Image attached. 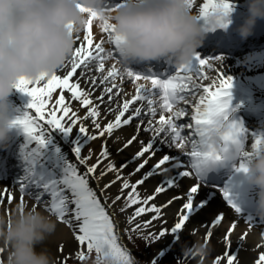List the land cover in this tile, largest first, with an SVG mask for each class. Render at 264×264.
<instances>
[{
  "label": "snow or ice",
  "instance_id": "1",
  "mask_svg": "<svg viewBox=\"0 0 264 264\" xmlns=\"http://www.w3.org/2000/svg\"><path fill=\"white\" fill-rule=\"evenodd\" d=\"M111 3L116 5L118 0H111ZM188 3L193 10L194 0H188ZM80 7L82 10L88 11V9H84L83 5H80ZM232 8V0H206V2L200 5L199 15L205 21V28L227 27L229 23L228 14L232 11ZM94 16L95 13L89 17L88 23L83 28V33L81 34L80 31L77 34L76 46L72 57L62 67L64 69L62 73L57 74L55 72L50 76L46 75L35 81L22 77L16 84L17 89L31 96L28 108L35 109V112L39 114L36 118H32L26 110L23 115L17 116L14 121L15 124L23 128L29 137V143L23 148L24 158L28 161V167L25 175L19 178L18 183L21 193L31 186L42 189L35 193V200L38 203H44L48 212L54 214L60 221L70 225L73 231L76 232L78 240L81 243L87 242V249L89 251L94 247L97 251L103 248L112 252L118 258L119 264H134L128 250L121 247L117 242L118 234L116 229L119 227L118 221L114 215L106 210L105 204L101 202L102 197L97 195V191L89 186L88 177L90 174L97 173V165H101L102 161L104 162L98 175H96L97 182L107 173H114V179L105 183L103 189L109 188L110 185L117 181L121 183V195L124 189L131 188L127 192L124 207H127L128 204H136L138 200H142L143 204H147L152 200V196L164 192L166 187L177 185L178 178L191 176L193 173L188 171L185 162L178 156L164 154L140 179L132 182L128 177L139 172L148 163V156L154 155L159 150L157 140L160 143L168 144L169 146L174 145L177 148L185 150L190 145L191 150L185 151V154L190 158L191 167L195 170L197 183L192 184L186 192V202L182 205V209H186L187 211L177 213L179 218L170 228L161 227L158 231H150L146 234L141 232V226L145 229L148 228L150 221L141 220L137 224L133 216L127 217L128 221L135 226V230L140 232L141 235H145L146 238L156 241L170 232L175 234L174 240L178 241L179 231L184 228L185 222L189 220V214L196 212L198 209H203L209 203L205 197L201 198L195 206L193 204L194 198L200 190V181L206 182L204 179L205 170L214 162L226 161L235 157V161L232 164L235 172L246 173L247 161L253 155L264 150V134L255 136L251 144V151L245 149V144L243 143L245 129L240 122L230 117V112L232 111L230 107L232 77L226 75L221 69H217L218 75L212 79V85H219V87L212 90L211 86L201 84L200 81L206 75L204 66L209 68H215L216 66L215 64H209L210 57L203 56L200 52L195 54L191 63L175 67L172 74L155 72L141 73L133 71L130 67L127 68L126 71L129 77L137 81L140 77H143L145 81L151 82V87L137 83L136 94L131 97V100L124 99L122 105L115 110L114 119H109L102 126L96 119L102 115L99 111V106L90 102L86 92L81 96V92L83 91L82 81L88 77V72L84 71V69H87L90 63H96L100 70L105 68L103 63L105 58L103 38L98 37L94 41L92 35L91 25ZM102 28L107 33L109 40L115 45L113 49L108 50V53L111 52L114 54L120 37L112 34V27L107 22H105ZM211 59L222 61L223 57L221 55H215ZM107 72L108 77L103 80L105 84L108 78L115 80L117 76L121 75L115 63ZM41 81H46V83L37 86ZM89 82L93 84V87L97 83H100L96 77H91ZM30 84L32 86H29ZM119 87V84L115 85V88ZM55 88H59V94L55 97L54 103L60 107L46 112L45 105L48 104L50 95ZM202 89L203 91H201ZM65 90L71 94L68 98L69 104L72 98H79L83 105H88L84 115L91 119L94 128L97 130L96 132L90 133L89 125L85 124L82 118L77 115V112L73 111L69 107V104L65 103ZM114 90V88H105L100 93L101 97L107 96L109 101L106 109L107 112L113 111L111 101ZM198 94L199 97L196 102L186 99L187 97L195 98ZM138 98L141 101L147 100V105L134 107V110L129 113L130 104ZM179 101L192 104L194 111L191 113V119L195 121L194 124L177 123L173 119V117L179 118L185 116L188 111L178 106ZM174 104L177 105L176 108H173ZM145 110L151 117L146 121L142 118V111ZM164 110H168L172 114L166 117L163 114ZM58 111L62 115H57ZM158 111L160 114L157 118L156 114ZM125 113L129 114L125 117ZM43 118H46L47 126L39 122ZM133 118L139 121L136 124L135 133L122 144L121 148L117 149V151H122L123 148L133 144L134 141L139 142L140 148L132 157V160L139 158V162L135 165L132 173H125L123 171L128 166L129 161L125 160L118 166L111 158V153L107 146L102 147L95 163L90 164L88 161L92 155L91 150H89L88 155H82L83 145L80 142L75 144L72 152L80 164L86 165L83 174L80 173L77 165L69 160L64 163L62 175L59 176H53L36 167L41 163L44 150L52 139L53 130L70 134L73 131V127L79 123V133L83 134L87 139H92L95 136H103L105 131L110 134L113 128H118L120 125H128L130 121H133ZM214 124H222L225 128L223 132V150L220 152L203 151L201 144L210 126ZM184 128L190 129L187 135H183L181 132V129ZM141 130L149 131L152 134L151 138L147 141L139 139V132ZM33 142H35V146H32ZM146 153L148 154L147 156L145 155ZM166 161H174L175 163L172 167H182L183 170L176 172L174 176H168L167 170L160 168V165H164ZM158 169L159 171L165 172L166 178L155 188L151 195L141 197L137 191V185L142 184L147 177L156 173ZM122 177L123 179H121ZM215 187L219 188L224 200H226L232 209L237 213H242L239 203H237L230 192L229 185L220 186L217 184ZM65 189H69L70 192L65 191ZM45 193L50 194V202L42 201ZM179 195L181 194L173 196L166 204L158 206L156 203H152L150 207L155 210V216L151 219L155 220L157 217H162L164 215L162 208L166 207L167 204H171L172 200L178 199ZM8 198L11 199V196ZM103 199H108L107 195ZM119 199L120 195H117L115 200ZM70 205H74V207H70ZM148 210L143 206L137 207L135 209V216H139L140 213ZM120 211L122 212L123 208ZM224 216L225 213L223 211H220L219 214H215L214 211V218L211 220V224L217 225ZM246 219L250 222L249 227L252 226V223L256 222L251 214H247ZM232 223L235 224V221ZM231 231L232 228L227 229V232ZM261 235H264V232ZM0 252H3L2 248H0ZM165 254L164 248H161L158 256L163 257ZM181 255L187 257L183 251ZM234 255L227 257L228 264H232ZM80 258H85L83 252L80 253ZM216 260L217 264H219L220 257L218 256ZM151 264H157L156 257L152 258ZM256 264H264V251L260 252Z\"/></svg>",
  "mask_w": 264,
  "mask_h": 264
},
{
  "label": "clouds",
  "instance_id": "2",
  "mask_svg": "<svg viewBox=\"0 0 264 264\" xmlns=\"http://www.w3.org/2000/svg\"><path fill=\"white\" fill-rule=\"evenodd\" d=\"M246 5L247 13L237 27L242 38L264 19V0H246ZM93 13L99 26L107 22L112 34L120 37L114 57L108 55L126 68L133 62L161 58L170 59L175 67L187 65L206 37L205 21L188 0H118L116 5L111 0H0V144L16 125L11 97L17 82L22 77L35 81L61 69ZM224 131L222 124L210 126L201 149L222 151ZM244 175L254 191L251 216L264 222V150L247 161ZM56 228L50 212L33 205H17L10 214L0 212V248L6 252L0 264H54L47 247L38 245ZM91 251L95 253L91 264H119L108 250L94 247ZM182 251L196 258L197 264H208L212 248L196 239Z\"/></svg>",
  "mask_w": 264,
  "mask_h": 264
},
{
  "label": "bare ground",
  "instance_id": "3",
  "mask_svg": "<svg viewBox=\"0 0 264 264\" xmlns=\"http://www.w3.org/2000/svg\"><path fill=\"white\" fill-rule=\"evenodd\" d=\"M206 2V0H194L193 4V11L199 13L200 5ZM234 3L232 11L229 15H233L234 13L237 15L238 12L244 11L247 8L246 0H232ZM247 11V10H245ZM242 23V21H240ZM92 35L94 41L96 38L101 37V28L98 25L96 19H94L93 25H91ZM84 29H81V34L83 33ZM86 44V41H85ZM223 57L222 61L209 59V64H215V68H209L204 66L205 68V77L203 80L200 81L201 84L208 85L212 87V90H215L216 87L219 85H212V79L218 75L217 69H221L226 75H229L233 78L240 77L237 79L238 83H245L248 87H241V91L238 90L237 93L240 91L241 93H247L250 96L254 97H263L264 96V46L262 47H251L246 48L243 51H238L234 54H221ZM109 64H112V60H107ZM109 67H106L103 70L98 69L97 66H94V63H90L87 69L84 71L88 72V77L82 81V88L83 91L81 92V96L84 95L86 92L90 99V102L94 105L99 106V111L102 113L101 116L97 117L96 119L101 123L103 126L109 119H114L115 110L120 107L123 103L124 99L131 100V97L136 94L137 83L145 84L146 87H151L150 83L145 80H135L137 82H130L128 81V77L126 75L118 76L115 80L108 78L107 83H103V80L108 77L107 70ZM64 71V69H59L57 74H60ZM79 71V69H78ZM91 77H96L100 83H97L95 87L93 84L89 82ZM235 81V80H234ZM232 81V84L234 83ZM46 83V81H41L37 86ZM119 84V88H115V85ZM249 85H251L249 87ZM29 86H32L31 84ZM105 88H114L115 90L112 93V101L111 107L113 109L112 112H107L106 109L109 105V101L107 96L101 97L100 93ZM203 91V89L201 90ZM231 92L233 89L231 88ZM19 93L24 96L23 101L28 104L31 100V96L27 93H24L19 90ZM59 94V88H55L50 95L48 104L45 105L46 112L51 111L53 108H59V105L54 103L55 97ZM66 94V104H69V97L71 96L70 93ZM238 95V94H237ZM199 94L197 97H187L193 102L198 101ZM250 103L254 105V99H249ZM233 103L232 101L230 104ZM20 105V104H19ZM141 105L146 106L147 100L141 101L139 98L129 106V113L134 110V107H140ZM238 105V104H237ZM158 106V105H157ZM178 106L184 108L187 106L186 115L183 117H173L177 121V123H181L184 117L189 118L191 123H195L194 120L191 119V113L194 111L192 108V104L185 102L178 103ZM69 107L77 112L83 122L89 125L90 133H94L97 130L94 128L91 119L86 117L84 114L88 108V105H83L79 98H72L69 104ZM177 107V106H176ZM174 108V107H173ZM235 109V108H234ZM232 109V111L234 110ZM253 110L256 112H260L261 107L254 106ZM231 111V112H232ZM147 111H142V118L146 121L147 119L151 118ZM125 113V117L129 114ZM160 112H157V118ZM166 117L171 115L172 113L168 110H164L163 113ZM57 115H62L61 112H57ZM123 119V118H122ZM139 121L133 118V121H130L128 125H120L118 128H113L112 132L109 134L105 131L103 136H95L92 139H87L83 134L79 133L78 127L79 123L73 127V131L70 134H64L61 131L60 135L64 141L71 144L70 150L71 155L75 158L77 163V168L81 174L86 169V165L80 164L75 154L72 152L73 147L77 142H80L82 147V155H88L89 150H91V157L89 159V163H95L98 154L100 153L102 147L107 146L111 153V158L114 162L119 166L125 160L129 161L128 166L123 169L125 173H132L135 165L139 162V158L137 160H132L134 153L140 148V144L138 141H134L133 144L129 145L126 148H123L122 151H117L118 148H121L122 144L131 137L135 133L136 124ZM244 127H246V131L248 132L247 139H243L245 142V149L251 151V144L253 142V137L256 135H260L259 133H264V115L262 118H258L255 120L251 117L250 120L245 121L242 123ZM22 130L25 132L22 127L18 128V130ZM183 130V129H182ZM185 132L189 133L190 129L184 128ZM183 132V131H182ZM12 133V132H11ZM27 134V133H26ZM151 133L149 131L141 130L139 132V139L147 141L151 138ZM55 139V138H54ZM8 141V140H7ZM23 138L22 146L27 145L29 142ZM87 141V142H86ZM252 141V142H251ZM35 142H33L32 146ZM157 144L159 150L155 152L154 155L148 156V163L135 174L129 176L128 178L135 182L137 179L148 171L156 162L162 158L164 154H169L171 156H178L180 159L182 158V154L184 153L185 149H180L175 147L174 145L169 146L168 144L160 143L157 140ZM22 148V147H20ZM190 145L187 146L186 150H190ZM148 155L147 153L145 154ZM185 162V166H187V160L181 159ZM103 161L101 165H97V173L90 174L89 179V186L94 188L97 191V195L102 197L101 202L105 204L106 210L110 212L111 209H115L118 205L117 202H114V198L120 192L121 183L117 181L116 183L109 186L107 189H103V185L107 183L109 180L114 179V173L109 172L104 177H102L99 182H97L96 175H98L99 171L103 166ZM174 161H166L164 165H160L161 169L167 170L168 176H174L176 172L182 171L183 168H174L172 165ZM189 166V163H188ZM190 168V167H189ZM188 171L192 172L191 168ZM175 172V173H174ZM238 173V177H240ZM166 178L165 172L157 170L156 173L147 177L144 182L140 185H137V191L141 197L151 195L155 188L162 183V181ZM123 179V177L121 178ZM242 181V178H239V183ZM197 183L196 180L193 179V176H184L178 178V184L173 185L170 187H166V190L161 193H157L155 196H152V200H150L147 204H143L142 200H138L136 204H128L127 207H124V201L126 199L127 192L131 190L129 187L128 189H124L122 194V215H120L119 219L122 217V228L126 227L128 223V216H133L134 220L137 224L140 223L141 220L150 221V226L146 228L147 231H158L161 227H168L170 228L176 220L179 218L177 213L181 211H187L186 209H182V205L186 202L185 195L187 190L190 188L191 184ZM3 184V183H2ZM251 187L246 186L245 190L242 188L241 184L236 183V188L232 189L231 193L234 191L237 192V197L234 198L237 203L249 205L253 203V197L249 196L250 192H246ZM70 191V190H68ZM179 195L178 199L172 200L171 204H167L166 207L162 208V212L164 215L162 217H157L155 220L151 218L155 216V210L151 209V204L156 203L158 206L162 204H166V202L171 199L173 196ZM107 195L108 199H103V197ZM207 198L209 203L208 205L204 206L203 209H198L196 212L189 214V220L185 222V226L182 230L179 231V240H175L179 244L183 245H191L196 239H202L207 241L211 248L212 253L211 257L209 258L212 260L214 264H217L216 258L220 257L219 264H228L227 257L229 255H234V259L232 264H256V261L259 259V254L261 251H264V235H261L264 232V223L256 221L252 223V226L249 227V221L246 219V215L248 213H237L234 209L231 208L230 205L227 204L226 200L223 198V194L219 191L218 188L214 186H205L200 183V190L194 198L193 204L194 206L198 204L201 198ZM28 206L35 205L36 207L42 208L46 210L42 206V204L37 203L35 200L29 199L28 201L22 200V202L18 203L17 205H25ZM8 197L0 196V212L12 213L16 210V207ZM143 206L148 211L140 213L139 216H135V209L137 207ZM74 207V205H73ZM47 211V210H46ZM118 211V210H116ZM214 211L215 214H219L220 211L225 213V216L222 217L221 222L217 225H212L211 220L214 218ZM118 212L114 213V217L117 215ZM52 215V214H51ZM53 219L57 221V217L52 215ZM235 221V224L232 222ZM121 221L119 220V223ZM131 225H133L131 223ZM143 228V227H142ZM228 228H232L231 232H227ZM174 235L172 233H166V236L160 242H156L154 245L150 246V249L146 253L148 259H152L153 257L158 256L159 250L161 248L166 247L174 240ZM227 237V239H225ZM191 242V243H189ZM82 244L78 238L76 232L73 231L71 226H63L61 223L57 221V228L56 231L51 234L43 243L42 245H38V247H47L50 253L54 254H66L76 245ZM62 249V250H61ZM6 255V253H5ZM190 257V256H188ZM197 261L196 258L190 257L189 264H195Z\"/></svg>",
  "mask_w": 264,
  "mask_h": 264
},
{
  "label": "rangeland",
  "instance_id": "4",
  "mask_svg": "<svg viewBox=\"0 0 264 264\" xmlns=\"http://www.w3.org/2000/svg\"><path fill=\"white\" fill-rule=\"evenodd\" d=\"M141 232L146 234V230L141 228ZM163 239L161 237L159 240ZM156 240V241H159ZM126 246L128 247H134L133 252H137V255L139 257V264H145L144 256L145 251L149 248V243L151 244L152 240L150 238H146L145 235H141L140 232H137L135 229L131 231L130 234H127L126 239H124ZM153 241V242H156ZM123 247V246H122ZM80 248L76 251V249H72L69 252L64 255L62 254H52L54 264H91V259L94 257L95 253L94 251H89L87 247ZM124 248V247H123ZM3 249V248H2ZM128 250V248H126ZM84 253V257L86 254L88 255V260L86 261L85 258H80V253ZM5 250L3 249V252H0V258H3L5 256ZM165 255L163 257L157 258V264H186L188 260V256L184 257L181 255V247L178 244L171 245L166 248ZM197 264V263H196ZM208 264H214L212 260L209 259Z\"/></svg>",
  "mask_w": 264,
  "mask_h": 264
}]
</instances>
